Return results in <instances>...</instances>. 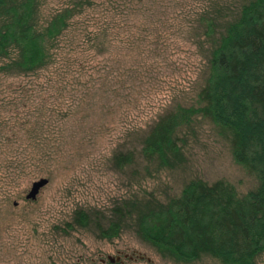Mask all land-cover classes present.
<instances>
[{"label": "rangeland", "instance_id": "obj_1", "mask_svg": "<svg viewBox=\"0 0 264 264\" xmlns=\"http://www.w3.org/2000/svg\"><path fill=\"white\" fill-rule=\"evenodd\" d=\"M224 1L234 7L242 0ZM68 2L42 0L40 18ZM207 2L93 0L48 66L0 71V264H224L206 254L189 262L165 257L131 227L111 238L93 226L58 228L79 206L109 211L123 196L150 192L163 200L192 177L223 178L240 193L257 184L233 158L224 128L199 113L179 132L184 159L175 166L145 160L136 149L132 163H112L120 142L140 148L130 128H147L158 112L193 102L205 58L186 21ZM104 26L106 36L89 41ZM40 176L48 182L26 198ZM255 264H264V252Z\"/></svg>", "mask_w": 264, "mask_h": 264}, {"label": "trees", "instance_id": "obj_2", "mask_svg": "<svg viewBox=\"0 0 264 264\" xmlns=\"http://www.w3.org/2000/svg\"><path fill=\"white\" fill-rule=\"evenodd\" d=\"M41 2L0 0V71L29 73L48 66L60 37L93 4L69 0L42 20ZM186 24L205 58L193 102L158 112L147 128H130L127 133L138 134L140 148L120 142L112 163L120 168L132 163L136 149L145 160L175 166L184 159L179 132L199 113L224 128L233 158L255 173L257 184L240 193L223 178L192 177L163 200L150 192L123 196L109 211L79 206L58 228L93 226L99 236L111 238L131 227L176 261L206 254L224 264H255L264 252V0H242L234 7L208 0ZM107 28L89 41L97 43Z\"/></svg>", "mask_w": 264, "mask_h": 264}, {"label": "water", "instance_id": "obj_3", "mask_svg": "<svg viewBox=\"0 0 264 264\" xmlns=\"http://www.w3.org/2000/svg\"><path fill=\"white\" fill-rule=\"evenodd\" d=\"M48 182V178L46 176H40L39 178L37 179H34L32 182H31V185L25 195L26 198H29V199H34L36 198L37 194L39 193L40 189ZM16 203V201L14 202ZM109 260L111 261H114V260H117L119 258V256H111V255H108L107 256Z\"/></svg>", "mask_w": 264, "mask_h": 264}]
</instances>
